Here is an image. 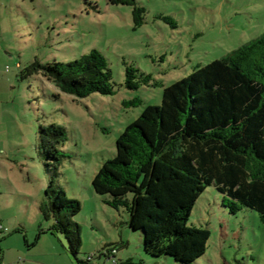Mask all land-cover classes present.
I'll return each mask as SVG.
<instances>
[{
    "label": "rangeland",
    "instance_id": "1",
    "mask_svg": "<svg viewBox=\"0 0 264 264\" xmlns=\"http://www.w3.org/2000/svg\"><path fill=\"white\" fill-rule=\"evenodd\" d=\"M138 2L146 12L136 28L132 6L108 0H0V225L7 228L2 238H17L27 253L48 264H80L90 254L88 264H182L169 255L147 254L140 227L130 225L125 208L104 202L108 195L98 194L92 179L117 153L121 131L146 106L162 102L166 85L264 32V0ZM95 47L112 68L113 94L76 98L42 73L20 75L36 58L67 62ZM125 61L159 84L129 89ZM136 97L141 101L129 103ZM52 122L67 131L58 183L82 202L75 217L82 225L78 258L63 235L49 232L30 249L24 243V234L34 240L41 227L54 222L39 208L50 200L39 129ZM222 198L210 185L192 209L189 224L210 229L211 236L206 252L191 264H264L259 212L245 207L232 213ZM111 247L117 251L107 258L103 252Z\"/></svg>",
    "mask_w": 264,
    "mask_h": 264
},
{
    "label": "trees",
    "instance_id": "2",
    "mask_svg": "<svg viewBox=\"0 0 264 264\" xmlns=\"http://www.w3.org/2000/svg\"><path fill=\"white\" fill-rule=\"evenodd\" d=\"M108 1L131 5L134 26L144 23L146 7L138 0ZM125 63L129 89L159 84L151 73ZM35 73L76 98L116 92L108 58L96 47L67 62L36 58L20 75ZM140 101L136 97L129 103ZM39 139L50 175V200L39 208L44 218L54 220L48 231L63 235L78 258L82 225L75 217L82 202L67 196L58 183L66 128L56 122L41 126ZM92 184L98 194L108 195L104 202L126 209L130 225L142 230L147 254L169 255L182 264L207 250L210 229L189 219L208 186H216L232 213L249 207L264 222V32L166 85L162 102L146 106L121 131L117 153L104 161ZM6 231L0 227V234ZM116 251L111 247L103 254L110 258ZM93 257L78 261L88 264Z\"/></svg>",
    "mask_w": 264,
    "mask_h": 264
},
{
    "label": "crops",
    "instance_id": "3",
    "mask_svg": "<svg viewBox=\"0 0 264 264\" xmlns=\"http://www.w3.org/2000/svg\"><path fill=\"white\" fill-rule=\"evenodd\" d=\"M48 233V228L41 227L34 240L24 234V243L30 249L31 246L36 245L43 236H48ZM0 236V264H48V262L42 259L31 256L30 251L27 253L25 246L19 243L17 238L14 240L12 236L6 238H2L3 234H0Z\"/></svg>",
    "mask_w": 264,
    "mask_h": 264
},
{
    "label": "built area",
    "instance_id": "4",
    "mask_svg": "<svg viewBox=\"0 0 264 264\" xmlns=\"http://www.w3.org/2000/svg\"><path fill=\"white\" fill-rule=\"evenodd\" d=\"M0 227H2V226H0Z\"/></svg>",
    "mask_w": 264,
    "mask_h": 264
}]
</instances>
